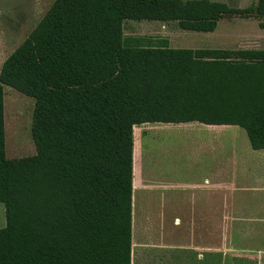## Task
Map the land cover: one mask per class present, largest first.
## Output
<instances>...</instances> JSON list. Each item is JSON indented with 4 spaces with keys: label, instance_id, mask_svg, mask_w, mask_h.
I'll return each instance as SVG.
<instances>
[{
    "label": "trees",
    "instance_id": "obj_1",
    "mask_svg": "<svg viewBox=\"0 0 264 264\" xmlns=\"http://www.w3.org/2000/svg\"><path fill=\"white\" fill-rule=\"evenodd\" d=\"M234 14L263 19L264 0H54L0 71V264H132L136 125L240 126L264 150V58L124 33ZM5 85L35 98L34 155H6Z\"/></svg>",
    "mask_w": 264,
    "mask_h": 264
},
{
    "label": "rangeland",
    "instance_id": "obj_2",
    "mask_svg": "<svg viewBox=\"0 0 264 264\" xmlns=\"http://www.w3.org/2000/svg\"><path fill=\"white\" fill-rule=\"evenodd\" d=\"M218 1L238 8L247 7L253 2V0ZM53 2L54 0H0L1 64L32 32ZM261 22H264V18H247L234 14L221 19L214 31L204 32L182 29L177 21L127 19L124 22V33L129 37L143 38L145 42L168 40L170 46L176 48H218L222 50L223 56L229 59L264 58V28L260 25ZM1 67L2 65H0V71ZM4 91L6 155L10 159L34 155L36 146L32 136V124L35 98L6 85ZM208 126L200 122L179 124L158 122L144 123L134 127V151L138 147L136 192L133 195V199L136 197L133 209V241L135 239V243L144 237L146 229H152L154 218L153 215L145 214L146 210L144 212L143 204H141L146 194L142 196L143 198L140 194V200H138L139 150L140 161L145 164L143 177L147 179V183L151 184L154 180V169L155 177L168 183L163 191L166 194L164 196L166 206L170 207L171 199L177 192L187 193L189 190L184 188L185 191H181L182 189L174 186L176 183L204 184L205 188L197 187L196 190H208L211 186L209 184L212 183V174L214 176L219 174L218 164L236 156L233 146L235 140L250 144L246 130L240 126H222L220 129H212ZM211 137L224 139L227 143L226 148L223 150L216 140L214 141L216 149L206 148L204 144H211ZM140 187L143 188V186ZM231 190V187H227L229 203L233 202L235 195L238 199L241 197ZM209 201L210 206H217L216 196L210 195ZM149 206H153V203L151 202ZM148 219L150 220L146 223L145 220ZM164 224L167 232L172 230V221L167 220ZM5 225L6 208L4 203H0V228ZM230 227L232 226L228 228ZM232 238L231 228L227 230V239ZM137 248L138 246L135 245L136 257Z\"/></svg>",
    "mask_w": 264,
    "mask_h": 264
},
{
    "label": "crops",
    "instance_id": "obj_3",
    "mask_svg": "<svg viewBox=\"0 0 264 264\" xmlns=\"http://www.w3.org/2000/svg\"><path fill=\"white\" fill-rule=\"evenodd\" d=\"M222 126L229 125L208 127L220 129ZM215 140L223 150L226 148V141L218 137H211V144L204 146L216 149ZM233 146L236 156L218 164L219 174H212L210 184L207 179L211 185L208 190H196L197 187L205 188L204 184L176 183L174 186L181 191H185L184 188L189 190L187 193L177 192L170 207L166 206L163 191L168 183L155 177V169L154 180L147 183L143 177L145 164L140 161L139 150L138 200L140 194L141 197L146 194L141 204L145 214L154 218L152 229L145 230L143 240L133 241L132 264H264V150H255L251 143L238 140ZM227 187L241 197L238 199L235 195L233 202L229 203ZM210 195L216 196V207L209 205ZM151 202L153 206H149ZM167 220L172 221L169 232L164 224ZM231 228L233 238L227 239V230ZM135 245L138 246L137 257Z\"/></svg>",
    "mask_w": 264,
    "mask_h": 264
}]
</instances>
